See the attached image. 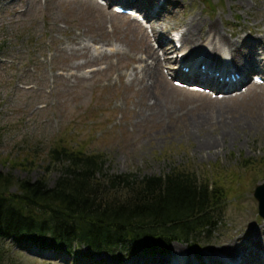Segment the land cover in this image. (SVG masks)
<instances>
[{
  "label": "rangeland",
  "instance_id": "1",
  "mask_svg": "<svg viewBox=\"0 0 264 264\" xmlns=\"http://www.w3.org/2000/svg\"><path fill=\"white\" fill-rule=\"evenodd\" d=\"M141 1L137 6L120 0H0V170L19 179L44 176L53 185L60 166L50 164L49 151L72 142L102 155L107 174L140 178L163 176L173 167L193 171L223 190L214 213L219 224L194 243L173 240L163 256L148 255L145 246L131 256L116 253L119 260L89 253L85 246L51 252L8 243V264H137L140 259L138 264H163L162 259L170 264L178 245L201 256L222 240L247 238L264 227L253 196L264 181V86L248 84L251 75L264 76V0H170L160 15L168 19L169 31L165 34L162 21L157 26L174 38L168 60L157 49L150 22L114 12L116 5L142 13L158 7ZM211 23L237 39L241 52L255 44V57L250 56L257 70L229 93L220 90L222 98L173 82L180 81L175 72L183 67L173 66L178 54L194 48L206 53L213 46L190 49L181 41L185 27L205 31ZM149 48L159 61L162 78L156 82L144 67L154 63ZM223 59L231 70L230 57ZM208 140L218 145L201 148ZM14 160L25 165L14 166Z\"/></svg>",
  "mask_w": 264,
  "mask_h": 264
},
{
  "label": "trees",
  "instance_id": "2",
  "mask_svg": "<svg viewBox=\"0 0 264 264\" xmlns=\"http://www.w3.org/2000/svg\"><path fill=\"white\" fill-rule=\"evenodd\" d=\"M102 157L72 142L55 145L49 162L60 172L53 185L44 176L19 179L0 170V264L10 261L8 243L57 251L84 245L92 254L117 257L144 246L161 251L173 240L194 242L218 224L223 190L193 171L107 174Z\"/></svg>",
  "mask_w": 264,
  "mask_h": 264
},
{
  "label": "bare ground",
  "instance_id": "3",
  "mask_svg": "<svg viewBox=\"0 0 264 264\" xmlns=\"http://www.w3.org/2000/svg\"><path fill=\"white\" fill-rule=\"evenodd\" d=\"M120 1L127 4H136L137 6L143 5L141 0ZM169 1L170 0H148V3H146L147 6L149 4H152L153 6L158 3V7L155 11L148 10L147 15L153 17V19L151 18L152 20L150 19L148 22L151 24V30L157 43V49L161 48L164 59L166 60H168L167 58L169 57L167 53L172 52L173 50L171 43H173L174 40H169L165 36L170 29V26L168 25L169 21L167 18L161 20L160 15L164 12L165 7L169 5ZM161 21L166 24L164 35L160 34L157 29V26ZM201 25H203V23H201ZM165 41H167V43H165ZM181 41L183 44L190 47V49L204 43L213 45L208 47V50L204 55H201V50L199 49L193 50L195 53L193 56H191V51L183 55L182 62L186 63V67H188L189 71L192 73L186 74L183 71H176L175 75L188 82L204 84L205 88H224L221 81L218 80L217 74L220 72H222L223 75L226 73H241L243 79L246 80L251 71L257 70L250 56L252 53L255 57V53L253 52L255 44H253L251 48L241 52L239 50V41L225 36L218 29L216 23H211L205 31H201V29H198L194 24L186 26L182 33ZM216 45L222 46L223 48L217 49ZM224 48H226L228 52L225 53L223 51ZM149 49L148 57L152 59L154 63L151 67L147 64H145L144 67L148 70L149 79L152 82H156L159 78H162L159 73V61L155 50L151 48ZM228 56L230 57L228 62L233 66L231 68L236 71H226L224 67L220 65V63L224 62L223 58H227ZM201 65H204L205 68L202 69ZM241 65L244 66L240 67ZM217 145L218 143L208 140L203 143L201 148L212 150ZM263 241L264 227H260L258 231L254 232L253 235L250 234L247 238L241 239L240 236L234 235L231 239L222 240L221 243L223 245L216 246L214 249H209L208 252L201 254V256L185 252L184 248L182 249L180 247L181 245H178L176 253L173 254L168 261L170 264H193V262H196L195 264H264V249L261 247ZM177 259L180 260V263L177 262ZM141 261L142 259H140L138 263ZM161 261H163V264L166 263L165 259H162Z\"/></svg>",
  "mask_w": 264,
  "mask_h": 264
},
{
  "label": "water",
  "instance_id": "4",
  "mask_svg": "<svg viewBox=\"0 0 264 264\" xmlns=\"http://www.w3.org/2000/svg\"><path fill=\"white\" fill-rule=\"evenodd\" d=\"M254 196L259 202V214L264 217V183L256 187Z\"/></svg>",
  "mask_w": 264,
  "mask_h": 264
}]
</instances>
